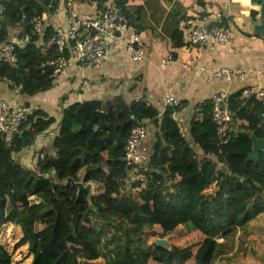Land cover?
Here are the masks:
<instances>
[{"label": "trees", "instance_id": "trees-1", "mask_svg": "<svg viewBox=\"0 0 264 264\" xmlns=\"http://www.w3.org/2000/svg\"><path fill=\"white\" fill-rule=\"evenodd\" d=\"M113 1L133 29L137 14L125 9L124 0ZM0 7V83L28 96L50 89L58 75L54 27L45 24L36 34L31 19L51 11L54 0H0ZM10 42L13 62L1 56ZM172 42L181 44L180 31L172 33ZM241 90L228 94L230 121L223 136L211 121L210 98L193 104L186 136L171 117L182 100L161 112L144 94L128 103L120 97L72 102L57 110L48 149L35 150L27 167L18 154L53 122L41 109L29 111L8 144L0 134V264H14L16 249L28 256L26 264H210L218 253L230 264L239 260L217 239L237 231L247 235L250 221L264 212V153L246 158L249 135L264 138V98L242 97ZM95 110L102 111L103 122H93L92 140L77 118L87 122ZM149 122L157 131L137 169L141 179L133 181L131 167L121 160L125 141L136 124ZM66 177L93 184V210H87L85 192L64 184ZM9 230L18 233L11 246L4 238ZM186 231L197 232L199 241L177 245ZM155 237L165 238L171 249L156 245Z\"/></svg>", "mask_w": 264, "mask_h": 264}, {"label": "crops", "instance_id": "crops-1", "mask_svg": "<svg viewBox=\"0 0 264 264\" xmlns=\"http://www.w3.org/2000/svg\"><path fill=\"white\" fill-rule=\"evenodd\" d=\"M105 1L54 0L55 7L44 13L46 24L52 27L66 26V3L71 4L70 7L76 14H81L99 10ZM260 2L261 0H124L125 9L137 14L132 23L144 50V57L140 61L130 59L126 37L121 34L117 38L107 39L105 58L99 65L82 66L71 61L57 75L53 86L48 90L28 96L14 92L6 83H0V98L24 103L29 111L41 109L53 117L48 129L40 133L27 150L18 154V162L27 167L33 164V152L47 148L57 131V110L72 102L89 99L107 101L120 97L128 103L144 94L147 102L161 112L165 107L164 97L170 95L185 102L178 113L186 136L193 104L210 98L218 89H224L229 94L243 88L263 86L264 41L252 32L253 25L257 22ZM112 3L114 4L113 0ZM202 17L203 24L221 22L229 26L232 30L230 42L189 46L182 36L181 44L174 46L172 33L178 30L182 34L188 19L200 20ZM170 51L175 53L172 61L164 68H159L160 59ZM219 67L244 69L247 70V75L241 80L229 81L209 78V72ZM132 85L133 88L130 89ZM145 126L146 135L139 149L147 154L157 127L151 122ZM192 147L200 156L198 147L194 144ZM258 243L261 244V241ZM233 249L235 248L231 250ZM245 260L246 264L253 263L251 255L246 256Z\"/></svg>", "mask_w": 264, "mask_h": 264}, {"label": "built area", "instance_id": "built-area-1", "mask_svg": "<svg viewBox=\"0 0 264 264\" xmlns=\"http://www.w3.org/2000/svg\"><path fill=\"white\" fill-rule=\"evenodd\" d=\"M66 3L64 17L66 26H55L51 41L54 43L58 55L52 61L54 65L53 72L60 74L64 68L70 65L71 61L78 65L93 66L99 65L105 58V50L108 38H117L124 34L126 44L132 61H140L144 57V50L140 43L138 33H136L128 24L127 19L115 8L112 0H106L99 10L92 13L76 14ZM1 9V7H0ZM25 18L21 14V21ZM204 18L200 20L188 19L186 27L183 29L182 36L185 43L189 46H207L221 45L230 42L232 39V30L227 25L218 23L203 24ZM32 30L39 34L42 27L46 24V16L41 13L31 19ZM69 43H71L69 45ZM69 47V54L63 55L64 48ZM13 45L8 43L2 46L1 56L11 62L15 60L12 54ZM174 51L168 52L160 59L158 67L164 68L167 63L172 61ZM247 75V70L229 67H219L211 70L208 77L211 79H243ZM14 92L17 93L16 89ZM241 96H253L255 100H263L264 85L258 88H243ZM212 100L211 121L215 125L216 133L223 136L227 130L230 121V115L227 111L228 93L224 89L214 91L210 97ZM179 100L173 96L164 97V105H178ZM29 108L24 103L11 102L0 98V134L8 144L13 133L18 126L26 119ZM176 126L183 134L182 120L178 112L171 114ZM200 115L195 114L194 119H199ZM260 122L264 124V112L260 115ZM146 135L144 125L138 123L129 132L124 145L125 163L131 167V179L137 181L141 175L137 172L140 165L146 162V154L140 151L139 147ZM219 240H221L219 238Z\"/></svg>", "mask_w": 264, "mask_h": 264}, {"label": "rangeland", "instance_id": "rangeland-1", "mask_svg": "<svg viewBox=\"0 0 264 264\" xmlns=\"http://www.w3.org/2000/svg\"><path fill=\"white\" fill-rule=\"evenodd\" d=\"M124 215H128L127 211H124ZM16 231L17 230H9L5 234L4 238L9 243V246H11L18 239V233ZM248 231L250 232L248 235H244L242 232L237 231L233 237L227 239L220 238L221 240H219V238L217 239L218 242L223 243L225 246H229L231 249L234 247L235 249L233 250L239 253L240 259L231 264H246V256L249 257L250 255L251 260L253 261L252 264H264V212L257 215V218L255 220L250 221ZM0 239H2V235H0ZM177 239H179L175 242L177 245L187 246L198 242L199 236L195 231H186L181 235H178ZM259 241H261V244L258 243ZM21 250L22 249L15 250L14 264H20L17 262L20 258L22 259V263H27L28 256L22 254ZM248 250H250V253L248 252ZM220 255L221 253L215 254L210 264H230L224 259H221Z\"/></svg>", "mask_w": 264, "mask_h": 264}, {"label": "water", "instance_id": "water-1", "mask_svg": "<svg viewBox=\"0 0 264 264\" xmlns=\"http://www.w3.org/2000/svg\"><path fill=\"white\" fill-rule=\"evenodd\" d=\"M252 32L254 35H258L260 39L264 41V0H261L259 9H258V16H257V22L253 25ZM99 119L102 123V111L101 110H95L91 113L90 118L87 122H82L77 118V122L79 123V129H84L90 133V138L94 140V132L92 130L93 122ZM249 140L251 141V149L249 153L247 154V159H254L257 156V152L260 150L264 153V138L259 137L255 134L249 135ZM122 161H125V158H121ZM69 184L71 187L75 189V193L78 194L79 192H85L86 193V202H87V210H93V207L90 204L91 197L93 195V185L91 182H83V181H74L70 177H66L64 179V184ZM153 242L166 249L170 250V244L168 241L163 237H155L153 239Z\"/></svg>", "mask_w": 264, "mask_h": 264}]
</instances>
